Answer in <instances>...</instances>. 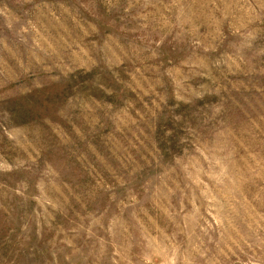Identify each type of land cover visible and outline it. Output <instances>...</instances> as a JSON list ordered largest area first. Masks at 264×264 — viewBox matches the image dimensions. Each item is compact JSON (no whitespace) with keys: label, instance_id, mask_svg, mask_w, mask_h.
<instances>
[{"label":"rangeland","instance_id":"rangeland-1","mask_svg":"<svg viewBox=\"0 0 264 264\" xmlns=\"http://www.w3.org/2000/svg\"><path fill=\"white\" fill-rule=\"evenodd\" d=\"M0 264H264V0H0Z\"/></svg>","mask_w":264,"mask_h":264}]
</instances>
